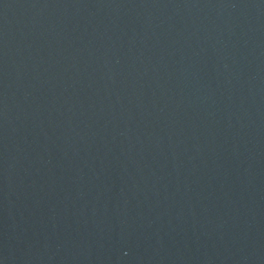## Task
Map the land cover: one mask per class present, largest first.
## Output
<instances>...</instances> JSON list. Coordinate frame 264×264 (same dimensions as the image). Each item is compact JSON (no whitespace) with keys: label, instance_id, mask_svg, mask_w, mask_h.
<instances>
[{"label":"water","instance_id":"95a60500","mask_svg":"<svg viewBox=\"0 0 264 264\" xmlns=\"http://www.w3.org/2000/svg\"><path fill=\"white\" fill-rule=\"evenodd\" d=\"M0 264H264V0H0Z\"/></svg>","mask_w":264,"mask_h":264}]
</instances>
